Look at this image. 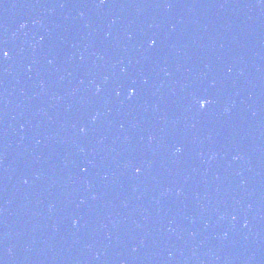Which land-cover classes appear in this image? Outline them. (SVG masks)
Returning a JSON list of instances; mask_svg holds the SVG:
<instances>
[{"label": "water", "instance_id": "water-1", "mask_svg": "<svg viewBox=\"0 0 264 264\" xmlns=\"http://www.w3.org/2000/svg\"><path fill=\"white\" fill-rule=\"evenodd\" d=\"M246 264H264V211L252 242Z\"/></svg>", "mask_w": 264, "mask_h": 264}, {"label": "snow or ice", "instance_id": "snow-or-ice-1", "mask_svg": "<svg viewBox=\"0 0 264 264\" xmlns=\"http://www.w3.org/2000/svg\"><path fill=\"white\" fill-rule=\"evenodd\" d=\"M153 43H154V42H153ZM0 54H2L3 57H7V56L9 55V53H8L7 51L3 50V49H0ZM134 92H135V88H131V89L129 90V95L131 96L132 94H134ZM209 103H210L209 100H207V99H201V100L199 101V107H200L201 109H203V108H205ZM136 171H139V168H137Z\"/></svg>", "mask_w": 264, "mask_h": 264}]
</instances>
